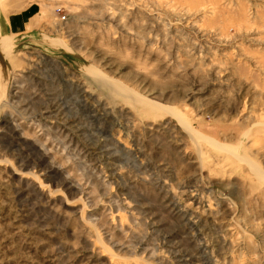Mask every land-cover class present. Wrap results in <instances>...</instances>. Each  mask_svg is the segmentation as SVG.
Wrapping results in <instances>:
<instances>
[{
	"label": "rangeland",
	"instance_id": "374dc122",
	"mask_svg": "<svg viewBox=\"0 0 264 264\" xmlns=\"http://www.w3.org/2000/svg\"><path fill=\"white\" fill-rule=\"evenodd\" d=\"M0 264H264V0H0Z\"/></svg>",
	"mask_w": 264,
	"mask_h": 264
},
{
	"label": "crops",
	"instance_id": "0c3cea01",
	"mask_svg": "<svg viewBox=\"0 0 264 264\" xmlns=\"http://www.w3.org/2000/svg\"><path fill=\"white\" fill-rule=\"evenodd\" d=\"M33 12L31 9L25 10L22 12L12 13L8 19H6V23H3L4 28L10 29L13 33L20 35L19 33L24 31H30L33 28Z\"/></svg>",
	"mask_w": 264,
	"mask_h": 264
},
{
	"label": "bare ground",
	"instance_id": "6f19581e",
	"mask_svg": "<svg viewBox=\"0 0 264 264\" xmlns=\"http://www.w3.org/2000/svg\"><path fill=\"white\" fill-rule=\"evenodd\" d=\"M8 46H9L8 43H6L5 46H2L1 50L3 51V53H5V54L8 53V51H9ZM9 49H10V47H9ZM91 74L92 75L94 74V76L96 78L95 80H96V85H97L98 90L100 89V91L107 93L109 95L110 99H111V97L117 96V95L123 96V98H125L126 100L132 99V96L129 93H127L124 90L117 89L115 87V84L108 82V80L103 78V76H101L100 74H96V73H91ZM111 101H112V99H111ZM113 106H115L114 103H113Z\"/></svg>",
	"mask_w": 264,
	"mask_h": 264
},
{
	"label": "built area",
	"instance_id": "2783aa9c",
	"mask_svg": "<svg viewBox=\"0 0 264 264\" xmlns=\"http://www.w3.org/2000/svg\"><path fill=\"white\" fill-rule=\"evenodd\" d=\"M59 10V9H58ZM63 17V16H62Z\"/></svg>",
	"mask_w": 264,
	"mask_h": 264
}]
</instances>
